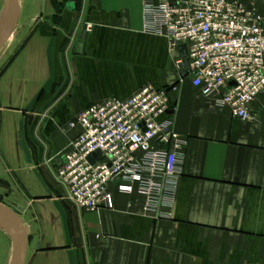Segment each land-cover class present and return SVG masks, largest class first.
<instances>
[{
  "label": "crops",
  "instance_id": "1",
  "mask_svg": "<svg viewBox=\"0 0 264 264\" xmlns=\"http://www.w3.org/2000/svg\"><path fill=\"white\" fill-rule=\"evenodd\" d=\"M240 1L264 15V0ZM70 2L20 0L0 51V194L27 228L24 264H264V90L251 119L234 118L180 79L177 54L144 32L143 0ZM144 86L167 89L161 121L184 142L172 218L143 212L135 195L68 207L54 168L78 133L70 123Z\"/></svg>",
  "mask_w": 264,
  "mask_h": 264
},
{
  "label": "built area",
  "instance_id": "2",
  "mask_svg": "<svg viewBox=\"0 0 264 264\" xmlns=\"http://www.w3.org/2000/svg\"><path fill=\"white\" fill-rule=\"evenodd\" d=\"M144 32L165 39L169 54L186 47L187 78L205 100L251 119L250 105L264 90V15L240 0H143ZM167 89L144 86L130 97L83 109L70 123V142L54 180L70 208L114 207V194L155 219H171L178 161L184 142L169 120ZM98 155L91 163L89 158Z\"/></svg>",
  "mask_w": 264,
  "mask_h": 264
},
{
  "label": "water",
  "instance_id": "3",
  "mask_svg": "<svg viewBox=\"0 0 264 264\" xmlns=\"http://www.w3.org/2000/svg\"><path fill=\"white\" fill-rule=\"evenodd\" d=\"M3 8L1 11L0 22V51L3 48L6 41L12 36L17 26L19 18L20 7L18 0H2ZM67 8L71 11L75 10L74 0L68 4ZM86 34V26L84 25L79 35L78 42L75 46V53L80 54L83 41ZM179 56L182 59V69L179 72L180 79L186 78L190 74V68L187 60L186 47L184 45L178 48ZM98 155H93L89 158V161L93 163L97 159ZM58 187V186H57ZM61 191V189L58 187ZM62 193V192H61ZM61 197L63 194L60 195ZM65 203V202H64ZM66 204V203H65ZM67 205V204H66ZM69 207V205H67ZM8 225V230L3 228V225ZM0 228L4 231H10L14 248L15 258L13 264H24L26 255V240H27V228L23 224L21 218L10 208L0 203Z\"/></svg>",
  "mask_w": 264,
  "mask_h": 264
},
{
  "label": "rangeland",
  "instance_id": "4",
  "mask_svg": "<svg viewBox=\"0 0 264 264\" xmlns=\"http://www.w3.org/2000/svg\"><path fill=\"white\" fill-rule=\"evenodd\" d=\"M3 8V1L0 0V16H1V11ZM9 199L5 198L2 194H0V203L3 205L5 204H10ZM11 207V206H10ZM3 228L8 230V225L4 224ZM10 231H4L3 229L0 228V264H12L13 262V257L11 256L12 253H14V244L12 240ZM11 257V261H9V258Z\"/></svg>",
  "mask_w": 264,
  "mask_h": 264
},
{
  "label": "bare ground",
  "instance_id": "5",
  "mask_svg": "<svg viewBox=\"0 0 264 264\" xmlns=\"http://www.w3.org/2000/svg\"><path fill=\"white\" fill-rule=\"evenodd\" d=\"M20 4V0H18V5ZM0 22H1V16H0ZM14 255V258H15V248H14V253L11 254V256L13 257ZM14 258H13V262H14ZM9 261H11V257L9 258ZM12 262V264H13Z\"/></svg>",
  "mask_w": 264,
  "mask_h": 264
}]
</instances>
